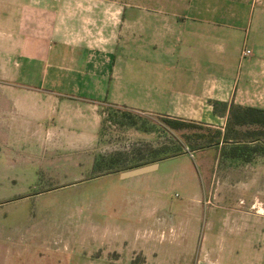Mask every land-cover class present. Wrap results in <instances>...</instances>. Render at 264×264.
<instances>
[{"label":"crops","instance_id":"0c3cea01","mask_svg":"<svg viewBox=\"0 0 264 264\" xmlns=\"http://www.w3.org/2000/svg\"><path fill=\"white\" fill-rule=\"evenodd\" d=\"M214 102L264 108V0H0V146L87 147L104 104L223 129ZM243 213L141 210L76 264H264Z\"/></svg>","mask_w":264,"mask_h":264},{"label":"rangeland","instance_id":"374dc122","mask_svg":"<svg viewBox=\"0 0 264 264\" xmlns=\"http://www.w3.org/2000/svg\"><path fill=\"white\" fill-rule=\"evenodd\" d=\"M99 113V138L87 147L0 146V264H54L58 258L76 264L106 252L118 257L110 245L99 249L95 230L119 229L141 210L207 209L218 215L239 209L246 223L264 227V158L221 159L225 141L216 137L217 127L172 129L163 116L109 104ZM165 148L171 153L165 155ZM102 157L118 158V168L94 170ZM156 161V170L121 176ZM212 219L220 223L219 216ZM132 252L127 246L121 259Z\"/></svg>","mask_w":264,"mask_h":264},{"label":"trees","instance_id":"16d2710c","mask_svg":"<svg viewBox=\"0 0 264 264\" xmlns=\"http://www.w3.org/2000/svg\"><path fill=\"white\" fill-rule=\"evenodd\" d=\"M215 112L227 115L224 130L217 128L215 135L225 141L221 149V159L252 163L258 158H264V108L245 106L235 103L214 102ZM172 129L199 127L191 121L164 117ZM156 154L161 150H155ZM165 155L171 153L163 149ZM118 158L102 157L96 160L94 170L118 168Z\"/></svg>","mask_w":264,"mask_h":264},{"label":"water","instance_id":"95a60500","mask_svg":"<svg viewBox=\"0 0 264 264\" xmlns=\"http://www.w3.org/2000/svg\"><path fill=\"white\" fill-rule=\"evenodd\" d=\"M160 162L161 161H156V162H153V163L141 165V166H138V167H134V168L122 171L121 172V176L123 178H127V177H132V176H135V175H140V174H143V173H147V172L156 170L159 167Z\"/></svg>","mask_w":264,"mask_h":264},{"label":"built area","instance_id":"2783aa9c","mask_svg":"<svg viewBox=\"0 0 264 264\" xmlns=\"http://www.w3.org/2000/svg\"><path fill=\"white\" fill-rule=\"evenodd\" d=\"M250 53V50H247L246 52H245V54H249Z\"/></svg>","mask_w":264,"mask_h":264}]
</instances>
